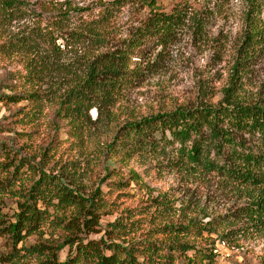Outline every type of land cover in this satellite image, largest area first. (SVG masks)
Returning <instances> with one entry per match:
<instances>
[{
    "label": "trees",
    "instance_id": "obj_1",
    "mask_svg": "<svg viewBox=\"0 0 264 264\" xmlns=\"http://www.w3.org/2000/svg\"><path fill=\"white\" fill-rule=\"evenodd\" d=\"M207 1L177 0L168 13L156 0L100 1L96 16L69 31L65 22L81 10L65 7L40 35L41 44L18 38L8 50L23 57L32 87L47 86L44 99L55 104L56 123L80 141L98 123L116 120L128 93L167 67L169 49L184 33L206 40L205 30L220 14L223 0ZM16 5L0 0V25L12 19ZM126 5L135 16L125 35H117L113 24ZM261 12V0H245L241 42L216 102L198 98L170 110L129 114L104 146L113 162L153 160L186 177L211 179L230 194L235 208L216 214L190 200L177 206L164 193L149 197L146 214L126 210L101 229L100 217L114 203L100 187L86 193L77 184L75 169L52 172L46 148L36 161L17 157L13 143L0 142V264H216L215 242L196 243L203 234L222 241L264 236V101L240 94L246 67L264 56ZM68 51L74 59L63 64ZM38 99L34 91L0 94L5 105ZM93 110L95 120L89 116ZM6 199L15 206L11 213L4 212ZM175 212L178 223L166 222ZM95 235L99 237L89 238Z\"/></svg>",
    "mask_w": 264,
    "mask_h": 264
},
{
    "label": "rangeland",
    "instance_id": "obj_2",
    "mask_svg": "<svg viewBox=\"0 0 264 264\" xmlns=\"http://www.w3.org/2000/svg\"><path fill=\"white\" fill-rule=\"evenodd\" d=\"M9 1H14L17 5L13 9L15 14L12 19L7 24L0 25V94L34 91L39 99L25 100L15 105L0 104V142L13 143L17 157L33 156L36 161L39 160L37 155L46 148V166L52 172H70L75 169L77 184L86 193L100 187L108 196L107 201L115 204L110 209L111 213L101 215V229L108 228V224L115 218L124 216L126 210H134L135 215L139 212L146 214L149 209L146 205L151 202L149 197L164 193L169 194L177 206L180 203L187 204L190 200L192 205H205L216 214H223L236 207L234 200L230 201V194L219 189L211 179L204 181L198 180L197 176L186 177L182 172L164 165L165 163L153 160L139 159L126 164L113 162L107 159L104 146L111 141L116 124L129 114L144 116L176 106L190 105L198 98L209 102H216L220 98V91L228 82L230 68L241 42L245 0H223L220 14L209 21L205 30L206 35L202 39L206 40L194 39L190 32L184 33L170 47L167 67L140 88L128 93L122 106L114 114L116 120L108 125L98 123L89 133L82 135L80 141L67 134V128L62 127V123H56L59 120L54 117L55 104L46 103L44 99L47 86L32 87L25 77L23 57L8 48L15 46L16 43L11 41L18 38L20 41L37 40L41 44L40 35L45 34L51 22L59 20V9L67 7L81 10L73 11L75 13L72 12L65 22L64 30L69 31L79 22L96 16L102 10L99 2L108 0ZM156 1L160 9L168 13L177 0ZM188 1L199 4L208 2ZM261 4V17L264 20V0H261ZM134 16L129 5L121 8L113 24L117 35H125L130 19ZM73 59V52L68 51L61 63L65 64ZM241 84L240 94L245 98L264 101V56L246 67ZM89 116L95 120V111H90ZM56 124L60 126L59 129L55 128ZM133 173L138 176V181L131 176ZM236 203L239 205V202ZM14 208L13 201L6 199L4 212L11 213ZM167 221L178 223V212L167 216ZM98 237L99 235H95L89 238ZM204 240L216 244L219 239L216 235L207 237L203 234L196 243H203ZM224 242L227 250L217 256L216 264H264V236L251 240L239 237L234 241ZM65 256L66 251L60 254L59 259L64 260Z\"/></svg>",
    "mask_w": 264,
    "mask_h": 264
},
{
    "label": "built area",
    "instance_id": "obj_3",
    "mask_svg": "<svg viewBox=\"0 0 264 264\" xmlns=\"http://www.w3.org/2000/svg\"><path fill=\"white\" fill-rule=\"evenodd\" d=\"M227 250V246L224 241L218 240L213 247L212 253L219 256L222 252Z\"/></svg>",
    "mask_w": 264,
    "mask_h": 264
}]
</instances>
